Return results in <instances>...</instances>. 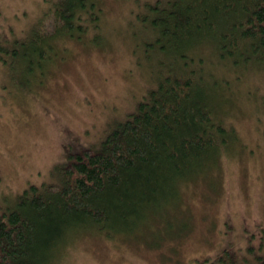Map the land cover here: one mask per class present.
Here are the masks:
<instances>
[{
	"label": "trees",
	"instance_id": "1",
	"mask_svg": "<svg viewBox=\"0 0 264 264\" xmlns=\"http://www.w3.org/2000/svg\"><path fill=\"white\" fill-rule=\"evenodd\" d=\"M161 2L148 5L142 28L151 30L143 44L155 54L153 86L98 146L71 139L59 181L0 205V264H55L87 229L111 237L107 228L168 224L162 212L180 208L189 182L208 178L235 151L228 112L252 73L264 71V0ZM101 14L95 0H59L26 41L22 81H37L55 42L97 28ZM248 251L228 247L195 260L264 264V250Z\"/></svg>",
	"mask_w": 264,
	"mask_h": 264
},
{
	"label": "rangeland",
	"instance_id": "2",
	"mask_svg": "<svg viewBox=\"0 0 264 264\" xmlns=\"http://www.w3.org/2000/svg\"><path fill=\"white\" fill-rule=\"evenodd\" d=\"M95 1L99 26L59 38L37 81L25 84L26 41L59 0H0L2 206L30 185L59 181L71 139L98 146L153 86L155 54L143 44L151 30L142 28L157 0ZM252 78L230 99L235 151L208 178L189 182L180 208L162 212L168 224L151 219L131 233L107 228L111 237L80 231L54 263L197 264L228 247L264 250V71Z\"/></svg>",
	"mask_w": 264,
	"mask_h": 264
}]
</instances>
